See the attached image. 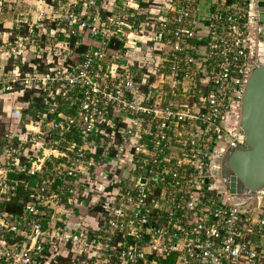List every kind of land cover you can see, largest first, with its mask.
<instances>
[{
    "label": "built area",
    "instance_id": "1",
    "mask_svg": "<svg viewBox=\"0 0 264 264\" xmlns=\"http://www.w3.org/2000/svg\"><path fill=\"white\" fill-rule=\"evenodd\" d=\"M2 2L28 11L0 30V264H264V190L237 203L222 173L258 66L251 0Z\"/></svg>",
    "mask_w": 264,
    "mask_h": 264
},
{
    "label": "water",
    "instance_id": "2",
    "mask_svg": "<svg viewBox=\"0 0 264 264\" xmlns=\"http://www.w3.org/2000/svg\"><path fill=\"white\" fill-rule=\"evenodd\" d=\"M260 23L258 66L252 71L242 99L241 130L244 143L226 155L222 165L225 185L237 203L264 190V0H251ZM4 84L0 81V91ZM12 179L13 172L8 174Z\"/></svg>",
    "mask_w": 264,
    "mask_h": 264
},
{
    "label": "trees",
    "instance_id": "3",
    "mask_svg": "<svg viewBox=\"0 0 264 264\" xmlns=\"http://www.w3.org/2000/svg\"><path fill=\"white\" fill-rule=\"evenodd\" d=\"M84 47H82L81 49H83ZM10 65H8L5 68V72H8L11 69V60H9ZM29 63H33V64H38L39 65V69L40 70H44V63L42 62L41 58H37V59H33L30 62H25L22 63V61L20 60L19 65L21 66V69L23 71V74L27 73V72H32L33 67H31L29 65ZM15 89L22 91L23 90V95H18V103L22 104V103H30V109L33 110L35 105H38L39 102L41 101V96H38L37 94V90L34 88H24L21 85L16 84L15 85ZM1 104H7L4 100H1ZM8 106V105H7ZM29 109V110H30ZM28 110V111H29ZM5 118H8V114L5 113ZM29 199V195L28 192H25L23 190V188H21L18 193L17 196H15L14 198H12V202L10 203V209L14 212L17 211H21L22 206L24 204V201ZM87 210L86 208H82V210ZM80 210L79 208L76 210L77 215H84V216H88L86 219L91 220L92 217H94L95 219H98L99 214L101 213L102 207L100 205L95 206V207H90L88 208V210L86 212ZM66 261V259H64Z\"/></svg>",
    "mask_w": 264,
    "mask_h": 264
},
{
    "label": "crops",
    "instance_id": "4",
    "mask_svg": "<svg viewBox=\"0 0 264 264\" xmlns=\"http://www.w3.org/2000/svg\"><path fill=\"white\" fill-rule=\"evenodd\" d=\"M2 1L8 2L10 0H0V30H7V29H10V28L15 26V22L17 19H19L20 14H26L27 13L28 4L23 2V3H21V5L19 7L15 8L14 11H11V10H8V8L6 7L7 3L4 4ZM28 1H30L31 3L35 2V0H28ZM28 58H31L30 55H27V60H28ZM8 65H10L9 60L0 55V69L3 73V76L5 73H7L4 70ZM12 66H13V64L11 61V68H12Z\"/></svg>",
    "mask_w": 264,
    "mask_h": 264
},
{
    "label": "rangeland",
    "instance_id": "5",
    "mask_svg": "<svg viewBox=\"0 0 264 264\" xmlns=\"http://www.w3.org/2000/svg\"><path fill=\"white\" fill-rule=\"evenodd\" d=\"M30 57H32V55L30 54ZM4 76H3V73H2V71H1V69H0V81L2 80V78H3ZM15 103H17V101H15L14 102V104ZM10 105H11V103H10ZM258 200V199H257ZM257 200L256 199H254V201L253 202H257Z\"/></svg>",
    "mask_w": 264,
    "mask_h": 264
},
{
    "label": "flooded vegetation",
    "instance_id": "6",
    "mask_svg": "<svg viewBox=\"0 0 264 264\" xmlns=\"http://www.w3.org/2000/svg\"><path fill=\"white\" fill-rule=\"evenodd\" d=\"M232 152H233V151L229 152L228 154H230V153H232ZM228 154H227V155H228Z\"/></svg>",
    "mask_w": 264,
    "mask_h": 264
}]
</instances>
